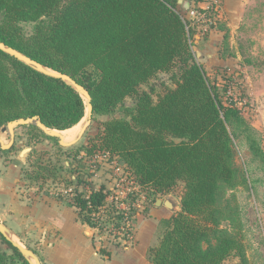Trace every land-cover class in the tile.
<instances>
[{
	"label": "trees",
	"instance_id": "obj_1",
	"mask_svg": "<svg viewBox=\"0 0 264 264\" xmlns=\"http://www.w3.org/2000/svg\"><path fill=\"white\" fill-rule=\"evenodd\" d=\"M29 22L36 25L26 35L22 24ZM193 31L178 0H0L1 44L72 79L87 92L91 115L110 114L120 104L128 110L129 118L106 121L74 157L80 151L117 156L145 189L156 192L184 184L181 210L150 248L153 264H223L232 254L245 264L240 241L217 227L215 207L221 188L237 177L230 125L246 130L248 123L235 96H228L231 84L213 83L195 60ZM176 65L175 87L157 101L144 91L133 107L124 103L141 84ZM80 94L0 47V130L22 118H37L50 129L71 128L85 115ZM251 148L264 158L254 138ZM68 169L74 170L71 164ZM78 173L76 188L86 184ZM104 189L89 198L76 189L68 199L91 226L90 213L105 203ZM0 240L12 250L8 256L0 249V264L7 257L30 264L2 232Z\"/></svg>",
	"mask_w": 264,
	"mask_h": 264
},
{
	"label": "crops",
	"instance_id": "obj_2",
	"mask_svg": "<svg viewBox=\"0 0 264 264\" xmlns=\"http://www.w3.org/2000/svg\"><path fill=\"white\" fill-rule=\"evenodd\" d=\"M196 5L205 8L208 2L198 0ZM178 10L183 12L179 0ZM253 15H264V0H219L215 26L207 31L206 37L197 31L192 32L190 44L195 60L203 67L241 68L246 73L244 76L251 96L257 102L255 125L262 132L258 139L263 143L260 147L264 152V56L257 52L261 61L258 59L256 66L260 64L261 67H257L256 82L247 71H251L250 66L238 50L243 41V44L256 42V47L264 46V21L257 20L254 25ZM252 27L256 28L257 34L246 38V30ZM221 44L224 51L219 54ZM252 79L257 87L250 82ZM81 134L69 144L63 137L53 136L59 137L62 145L71 147L82 142L79 141ZM0 149L3 150L1 146ZM104 165L93 176L95 189L101 185L113 186V177ZM17 166L15 161L10 163L0 158V232L21 249L33 253V259L39 264H153L150 248L159 244L173 216L181 210V206L178 211H173L163 203L159 204L158 198L138 217L131 243L110 247L108 236L100 235L93 226L83 222L79 208L69 203L72 190L69 197L44 193L41 186L27 192L22 189ZM172 195L179 199L177 194Z\"/></svg>",
	"mask_w": 264,
	"mask_h": 264
},
{
	"label": "rangeland",
	"instance_id": "obj_3",
	"mask_svg": "<svg viewBox=\"0 0 264 264\" xmlns=\"http://www.w3.org/2000/svg\"><path fill=\"white\" fill-rule=\"evenodd\" d=\"M257 20L264 21V15H253L252 22L254 25ZM35 25L36 23L34 22L23 23L24 33L26 35L32 34ZM194 31H197L202 37H206L207 35V31L197 25ZM256 32V28H248L246 30V38L255 36ZM243 42L241 46L238 45V50L242 55V59L250 66L251 71H247L252 74L251 76L256 81L258 80L256 77L257 67L258 69L261 67L260 64L256 66L257 60L261 61L260 54L264 56V46L256 47V42L252 45H248L249 42H245L244 44ZM262 50L263 53L260 52ZM223 51L224 46L221 44L218 53L220 54ZM257 52L260 54H257ZM177 66H174L169 72H159L148 82L141 84L138 88V94L127 97L124 103L133 107L137 101V96L144 91L150 92L153 100L157 101L165 93L166 89L175 87L174 75L179 72ZM43 69L48 72L58 73L46 67H43ZM204 69L209 79L213 83H218L220 87L223 88L224 85L231 84L228 96H235L238 107L242 110V115L248 123L246 130L244 126L230 125L237 177L233 185L223 186L219 192L215 207V215L218 218L217 227L240 241L244 249L245 264H264V158L256 155L251 148V138L255 139L258 146L263 147L261 145L263 143L259 141L262 132L255 125L258 117L257 102L256 100L253 101L251 89H249L246 77L244 76L246 73H243L240 70L241 68H234V70L223 67H204ZM253 79L250 82H253ZM64 81L70 84V80L64 79ZM256 82H253L254 86ZM72 86L74 87V85ZM113 118H129L126 107L120 104L110 114L91 115L89 106H86L85 115L81 121L82 124L77 132L79 136L84 130L79 140L82 142L71 147L62 145L59 137L57 139L48 138L42 132L34 129L32 125L36 126V122L18 126L15 128L14 149H0V158L10 163L13 161L17 163L21 175L20 179L23 182V190L28 192L41 186L43 188L40 190L44 193L52 192L56 195L59 194V197H69L71 195L70 191L77 189L73 180L79 174L78 171L81 172L85 166L89 165V162H87L89 158L83 151H80L78 157H74V153L81 145L87 144L103 128V124L106 121ZM0 139L6 145L9 144V133H3L0 130ZM64 142L71 143L73 141L67 142L64 140ZM26 147H33V150L26 155L25 159L19 160V153ZM118 159L111 162L110 165H104L107 171L113 172V166L121 168L120 172L124 170V163L121 164V160ZM69 164L72 165L75 171L71 172L68 169ZM183 192L184 184L180 182L175 186L172 194H177L179 196L178 200L181 201ZM153 204V201H149L146 204V208H149ZM108 238L110 247H113L111 245L122 246L121 243L123 242H117L116 239ZM214 242L215 240L213 239ZM204 246L206 247V244ZM0 249L6 251L8 256L12 255V250L2 243L1 240ZM27 259L30 261V264H39L30 256ZM6 264L23 263L20 260H12L10 257H7ZM223 264H241V260L238 256L232 254Z\"/></svg>",
	"mask_w": 264,
	"mask_h": 264
},
{
	"label": "built area",
	"instance_id": "obj_4",
	"mask_svg": "<svg viewBox=\"0 0 264 264\" xmlns=\"http://www.w3.org/2000/svg\"><path fill=\"white\" fill-rule=\"evenodd\" d=\"M206 1L208 5L205 8L199 7L196 5V0H193L190 9L183 10V17L190 33L196 28V25L205 31H209L215 23V11L219 0ZM190 40L191 35L189 34ZM88 158L89 165L81 170L86 184L78 188V192H81L85 198H89L92 191L95 190L92 179L100 166L103 163L110 165L111 162L118 159L117 156H111L109 153H97ZM120 170L121 168L113 166V172L109 171L113 177V186L103 185L107 192L105 203L90 213V221L100 235H107L116 239L117 242H123L121 243L122 246H127L131 243L138 217L145 211L146 204L149 201L155 202L158 198L165 197L171 192H156L152 189H145L129 170L125 167L121 172ZM72 196H74V192H72Z\"/></svg>",
	"mask_w": 264,
	"mask_h": 264
},
{
	"label": "water",
	"instance_id": "obj_5",
	"mask_svg": "<svg viewBox=\"0 0 264 264\" xmlns=\"http://www.w3.org/2000/svg\"><path fill=\"white\" fill-rule=\"evenodd\" d=\"M179 3L182 5V9L187 11L190 9L191 7V2L190 0H179ZM0 47L12 54H15L17 57H19L20 59L24 60L26 63L30 64L31 66H33L34 68L42 71V72H45V73H48L50 75H53V76H56V77H60L62 78L63 80L64 79H68L70 80V84L74 85V87L77 89V88H80L82 91H84V93L87 95L88 99H89V96L87 94V92L81 88L80 86L76 85L75 82L70 79L68 76H65V75H62L60 73H54V72H48L46 70L43 69L44 66L42 65H39L35 62H32L30 59L26 58L25 56H23L22 54L16 52V51H13L7 47H5L3 44L0 43ZM76 85V86H75ZM78 90V89H77ZM90 100V99H89ZM89 103V111L91 113V106H90V102L88 101ZM33 122H36V125L42 129L44 132L48 133V134H51V135H56V136H61L62 135L60 134L59 130H56V129H50L48 127H46L44 124H42V122L40 120H38L37 118H22V119H18V120H13L11 122H9L6 126H3L1 128V131L3 133L5 132H8L10 137H11V140H10V143L9 144H5L4 141L2 139H0V146L3 148V149H9L13 144H14V140H15V128L18 127V126H24V125H28V124H31ZM33 150V147H26L24 148L18 155V159L19 160H23L25 159L26 155L31 152ZM158 203L159 204H164L165 206H167L169 209L173 210V211H178V209L180 208V205H181V201H179L174 195L170 194L168 195L165 199L164 198H159L158 199ZM21 249V248H20ZM22 252L24 253V255H26L27 257L30 256L32 258H34V255L33 253H31L30 251L26 250L25 248H22L21 249Z\"/></svg>",
	"mask_w": 264,
	"mask_h": 264
},
{
	"label": "bare ground",
	"instance_id": "obj_6",
	"mask_svg": "<svg viewBox=\"0 0 264 264\" xmlns=\"http://www.w3.org/2000/svg\"><path fill=\"white\" fill-rule=\"evenodd\" d=\"M78 91H79V93H81V96L83 97L86 106H89L87 95L80 88L78 89ZM81 121L77 125L69 128V129L60 131V133H61V135L65 141H67V142L68 141H75L79 137L77 132H78L80 125L82 124Z\"/></svg>",
	"mask_w": 264,
	"mask_h": 264
}]
</instances>
